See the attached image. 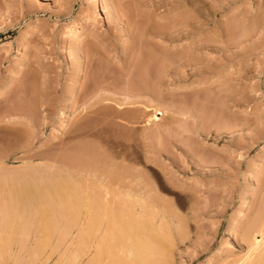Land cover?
<instances>
[{
  "label": "rangeland",
  "instance_id": "obj_1",
  "mask_svg": "<svg viewBox=\"0 0 264 264\" xmlns=\"http://www.w3.org/2000/svg\"><path fill=\"white\" fill-rule=\"evenodd\" d=\"M0 119V264H264V0H0Z\"/></svg>",
  "mask_w": 264,
  "mask_h": 264
},
{
  "label": "bare ground",
  "instance_id": "obj_2",
  "mask_svg": "<svg viewBox=\"0 0 264 264\" xmlns=\"http://www.w3.org/2000/svg\"><path fill=\"white\" fill-rule=\"evenodd\" d=\"M79 23H80L79 20H76V21L73 23L72 29H76V28L78 27V24H79ZM25 37L28 38L27 33H26ZM25 41H26V40H24V39L21 40V42H22L23 44L25 43ZM166 56H167V55H166ZM146 58H147V56H146ZM144 59H145V58H144ZM164 60H165V58H164ZM146 61H147V60H146ZM145 64L147 65V63H145ZM142 66H143V65H142ZM142 66H141V67H142ZM81 73H83V72H81V70H79V72L77 73L76 77H79V76L81 75ZM142 73H143V72H142ZM144 73H145V72H144ZM141 75H142V74H141ZM74 79H75V78H74ZM68 106H69V102L66 104L65 107H68ZM65 119H69V118L66 116V114H64L62 120L64 121ZM0 120H1V119H0ZM65 162H66V160H65ZM151 162H152V161H151ZM62 164H63V163H62ZM69 164H70V163H69ZM70 165H71V164H70ZM34 167H35V166H34ZM124 167H125V166H124ZM25 168H26V167H25ZM28 168H29V167H28ZM42 168H43V167H42ZM46 168H47V167H46ZM46 168H44V169H46ZM31 169H32V168H31ZM35 169H37V167H36ZM38 169H39V168H38ZM44 169H41V170H44ZM117 169H118V168H117ZM23 170H24V168H23ZM33 170H34V169H33ZM128 170H129V169H128ZM11 171H12V170H11ZM11 171H10V172H11ZM25 171H26V170H25ZM29 171H30V170H29ZM31 171H32V170H31ZM38 171H39V170H38ZM10 172H9V173H10ZM34 172H35V171H34ZM45 172H46V171H45ZM123 172H125V170H124ZM132 172H133V171H132ZM138 172H139V171H138ZM5 173H6V171H5ZM9 173H8V174H9ZM12 173H13V171H12ZM16 173H17V172H16ZM19 173H20V172H18V174H19ZM23 173H24V172H22V174H23ZM35 173H36V172H35ZM37 173H38V172H37ZM121 173H122V172H121ZM10 174H11V173H10ZM13 174H15V173H13ZM27 174H28V172H27ZM49 174H50V173H49ZM55 174L58 175L59 173H55ZM129 174H130V173H129ZM3 175H4V174H3ZM32 175H34V174H33V171H32ZM42 175H43V173H42ZM44 175H45V174H44ZM138 175H139V173H138ZM12 176H13V178L15 179V177H14L15 175H12ZM21 176H22V175H21ZM24 176H25V175H24ZM50 176H51V175H49V177H50ZM112 176H113V175H112ZM120 176H122V175H120ZM133 176H134V175H133ZM3 177H4V176H3ZM43 177H44V176H43ZM49 177H47V179H48ZM117 177H118V176H117ZM130 177H131V176H130ZM8 178H9V177H8ZM8 178H6V179H8ZM24 178H25V177H24ZM36 178H37V177H36ZM36 178L34 177V180H35ZM55 178H56V177H55ZM57 178H58V177H57ZM59 178H60V175H59ZM63 178H64V177H63ZM113 178H114V177H113ZM16 179H17V177H16ZM30 179H31V178H30ZM111 179H112V177H111ZM2 180H3V179H2ZM8 180H9V179H8ZM8 180H7V181H8ZM34 180H32V181L34 182ZM40 180H41V179H40ZM42 180H43V179H42ZM50 180H51V179H50ZM59 180H60V179H59ZM117 180H118V179H117ZM3 181H5V180H3ZM7 181H6V183H10V182H11L10 180H9L10 182H7ZM18 181H19V180H18ZM20 181H21V179H20ZM23 181H25V180H23ZM32 181H31V187H33V189H34V188H35V183H36V182L34 183V186H33ZM51 181H52V180H51ZM51 181H50V182H51ZM60 181H61V180H60ZM112 181H113V179H112ZM16 182H17V181H16ZM29 182H30V181H29ZM55 182H56V181H55ZM68 182H69V181L67 180L66 182L62 181L61 183L66 184V183H68ZM123 182H124V181H123ZM13 183H14V182H13ZM13 183H12V185L10 184L9 186L13 187ZM27 183H28V181H27ZM57 183H58V182H57ZM126 183H127V182H126ZM138 183H139V182H138ZM4 184H5V183H4ZM24 184H25V183H24ZM40 184H41V183H40ZM40 184H39L38 182L36 183V185H40ZM46 184H47V183H46ZM46 184H45V185H46ZM51 184H52V183H51ZM79 184H80V183H79ZM127 184H128V183H127ZM127 184H126V186L129 187V185H127ZM0 185L2 186L1 183H0ZM6 185H7V186H6ZM6 185L4 186V188H3V186H2V187L0 186V190H2V192H4V189H5L6 191L10 189V188L8 189V187H9L8 184H6ZM19 185L21 186V183H20ZM55 185H56L55 187L57 188V187H58L59 185H61V184H55ZM113 185H114V184H113ZM124 185H125V184H124ZM14 186H15L14 188H15V190H16L18 187L16 188V184H14ZM25 186L28 187V185H25ZM40 186H41V187H40ZM40 186H39V188H41L40 190L42 191L43 185L41 184ZM61 186H62V188H63V185H61ZM65 186H66V187H65ZM67 186H68L69 188H70V186H71V188H72V185L69 186V183H68V185H64V187H65V189H63L64 191L67 190ZM132 186H134V185L132 184ZM5 187H7V189H6ZM44 187H45V189H44V190H45V193H46V187H47L48 189L51 188V187H48L47 185L44 186ZM55 187H52V188L56 189ZM74 187H76V186H74ZM120 187H121V186H120ZM124 187H125V186H124ZM130 187H131V185H130ZM130 187L127 188L126 191H124V192H125L124 194H125L126 196H129V198L127 197L128 199H126V201H127V206L125 205L126 203L124 202L125 199H124V197H123V198H121V199L124 200L123 202H124L125 204H123V202H119L118 204H116V202H117V201H116L115 204H114V205H116V206H114V205H110V206H108V207H110L112 210H111L110 208H108L107 205H106V207L104 206V208L101 207L100 210H102V208H103L104 210H106V208H107V210L104 211V212H107V214L110 215V216H111V214H110V212H111V213H112V216L114 215L113 217H115V220H116L117 222L120 221L121 215H123V216H125V215L128 216V214H129L130 216H128V217L131 218V220L134 221V222H133V221H131V220L129 219V223L131 222L130 224L128 223L129 226H130V228H131V229H134V230H132L133 232H134V231H137L136 233H139L141 230L143 231V229H144L145 226H146V225H145V226L143 225V223L145 222V221H143V220H145V216H143V217H144V219L142 220L143 223H141L142 221H140V220H141L140 217H142V213L140 214V215H141V216H140V215L138 214V211H139V210H138L137 212H135V211L133 210V208H131V204H132V203L134 204V202H132V201H135V200H133V198H132L133 195L135 194V191H133L132 188H134L135 186L132 187V188H130ZM100 188H101V187H100ZM107 188H108V187H107ZM136 188H137V187H136ZM37 189H38V188H37ZM57 189H59V187H58ZM72 189H73V188H72ZM72 189H71V190H72ZM78 189H79V188L76 187V190H78ZM92 189H93V188H92ZM19 190H21V189H19ZM40 190H39V191H40ZM44 190H43V191H44ZM50 190H51V189H50ZM50 190H48L47 193L53 192V191H50ZM52 190H53V189H52ZM68 190H69V189H68ZM71 190H70V191H71ZM73 190H75V189H73ZM93 190H94V189H93ZM121 190L123 191V188H122V189L120 188V191H121ZM10 191H12V190L10 189ZM49 191H50V192H49ZM57 191H58V192H57ZM57 191H56V193H58V194L55 195V196H57V198H58V196H60V197H64V196H61V195H60L61 193L64 194V192H61V191H59V190H57ZM111 191H112V188H111ZM113 191H114V189H113ZM120 191H116V190H115V192H120ZM0 192H1V191H0ZM23 192H24V190H23ZM28 192H30V190H29ZM28 192H27V190H26L25 193H28ZM60 192H61V193H60ZM95 192H96V191H95ZM103 192H104V191H103ZM138 192H139V191H138ZM5 193H6V192H5ZM5 193H3V196L6 195L5 197H7V194H9L10 192H8V193H6V194H5ZM25 193H23V194H24V195H23L24 197L26 196ZM59 193H60V194H59ZM74 193H75V192H74ZM83 193H84V192H83ZM100 193H101V192H100ZM15 194H16V192H15ZM17 194H18V193H17ZM54 194H55V192H54ZM54 194H53V195H54ZM69 194H70V196L72 197L73 192H72V193L69 192ZM76 194L78 195L77 192H76ZM79 194H80V191H79ZM104 194H105V193H104ZM106 194H108V193H106ZM113 194H114V192H113ZM116 194H117V193H116ZM116 194H114V196H115ZM121 194H122V193H121ZM0 195H1V194H0ZM28 195L30 196V199H31V193L28 194ZM36 195H38V194H36ZM44 195H45V194H43V196L41 195L43 198H45L44 201L46 202V203L44 202L43 204L47 205L48 202H47L46 197H44ZM53 195H52V196H53ZM137 195H138V194H137ZM137 195H135V196H137ZM9 196H10V194H9ZM12 196H13V195H12ZM45 196H46V195H45ZM52 196H51V197H52ZM66 196H67V195H66ZM70 196H69V198H70ZM78 196H79V195H78ZM78 196H77V197H78ZM80 196H81V195H80ZM86 196H88V195H86ZM86 196H85V197H86ZM103 196H105V195H103ZM118 196L121 197L122 195H119V193H118ZM5 197H4V199H6ZM24 197H22V200H23ZM34 197H35V195H34ZM36 197H37V196H36ZM53 197H54V196H53ZM60 197H59V198H60ZM81 197H82V196H81ZM139 197H140V196H139ZM13 198H15V196H13L11 199H13ZM59 198H58V200H59ZM64 198H65V197H64ZM64 198H63V199H64ZM67 198H68V196H67ZM83 198H84V197H83ZM90 198H91V197H90ZM90 198H86V199H88V201H91V200L94 199V198H93V199L91 198V200H89ZM95 198H96V196H95ZM106 198L108 199V196H107ZM114 198H115V197H114ZM125 198H126V197H125ZM136 198H137V197H136ZM144 198H145V197H144ZM20 199H21V198H20ZM25 199H26V198H25ZM38 199H39V198H38ZM51 199H52V198H51ZM61 199H62V198H61ZM65 199H66V198H65ZM72 199H73V198H71V201L73 202L75 198H74L73 200H72ZM96 199H97V198H96ZM104 199H105V198H104ZM112 199H113V196H112V198L110 199V201H111ZM118 199H119V198H118ZM130 199H131V200H130ZM134 199H135V197H134ZM137 199H138V198H137ZM137 199H136V200H137ZM142 199H143V198H142ZM247 199H248V196H245V199L243 200V205L245 204V202H246ZM36 200H37V199H36ZM52 200H53V199H52ZM56 200H57V199H56ZM58 200H57V201H58ZM68 200H69V199H68ZM75 200H76V199H75ZM79 200H81V199L79 198ZM84 200H85V199H84ZM128 200H130V203H131V204H130V203L128 204V202H129ZM4 201H5V200H4ZM11 201H12V200H11ZM18 201H19V200H18ZM53 201H54V200H53ZM53 201H52V203H53ZM86 201H87V200H86ZM93 201H94V200H93ZM93 201H92V202H93ZM110 201L107 200L108 203H111V202H112V201H111V202H110ZM120 201H121V200H120ZM14 202L16 203L17 201L14 199V200L12 201V203H13L12 205H14ZM25 202H26V201H25ZM28 202H30V201H28ZM28 202H27V204L29 205ZM63 202H64V201H63ZM78 202H79V201H78ZM80 202H81L80 204L84 205L82 201H80ZM97 202H98V205H100V199H99V201H97ZM97 202H96V203H97ZM137 202H138V201H137ZM9 203H10V202H9ZM30 203H31V202H30ZM69 203H70V201H69ZM74 203H75V202H74ZM84 203H86V202H84ZM90 203H91V202L88 203V204H89V207H88L87 211H90V210L92 209L93 205L95 204V203L93 202L94 204L92 205V203H91V205H90ZM113 203H114V201H113ZM113 203H111V204H113ZM121 203H122V204H121ZM138 203H139V202H138ZM0 204H1V203H0ZM17 204H18V202L16 203V207H12V208H17ZM27 204H26V205H27ZM36 204H37V205H36ZM36 204H34V205L38 206V203H36ZM41 204H42V203H41ZM60 204H61V206L64 205V203H60ZM72 204H73V203H72ZM72 204H71V205H72ZM102 204H105V203L103 202ZM120 204H121V205H124V208H123V206H121L122 209H121V207L119 208ZM21 205H22V204H21ZM30 205H32V204H30ZM54 205H55V204H54ZM65 205H66V204H65ZM74 205H76V204H74ZM82 205H81V207H82ZM98 205H96V206H98ZM118 205H119V206H118ZM135 205H136V204H134V206H135ZM6 206H7V208H8V205H6ZM6 206H5V208H6ZM22 206H23V205H22ZM24 206H25V205H24ZM24 206H23V207H24ZM47 206H48V205H47ZM85 206L87 207V205H85ZM96 206L93 207V209H95L94 211H96L95 214L93 213V209L90 211V212L93 213L91 216H92V220H93V221L95 220L94 222H98V221H96V219H97L96 216H98V214H99V215H100V214L102 215V211H101V213H100V212H99V211H100L99 208H97ZM101 206H102V205H101ZM117 206H118V207H117ZM132 206H133V205H132ZM134 206H133V207H134ZM32 207H33V206H32ZM38 207H39V206H38ZM43 207H44V205H43ZM76 207H77V206H76ZM113 207H114V208H113ZM115 207H117V208H115ZM125 207H127V208H125ZM7 208H6V209H7ZM33 208H34V207H33ZM40 208H42V207H40ZM55 208H56V206H55ZM58 208H60V210H61V207H58ZM62 208H63V207H62ZM65 208H66V206H65ZM118 208H119V211H118ZM1 209H2V208H1ZM22 209H23V208H22ZM22 209H20V210H22ZM42 209H43V208H42ZM69 209H70V207H69ZM81 209H82V208H81ZM89 209H90V210H89ZM109 209H110L111 211H110ZM115 209H116V210H115ZM130 209H131V210H130ZM134 209H135V208H134ZM12 210H13V209H12ZM17 210H18V209H17ZM26 210H27V208H26ZM26 210H24V213H25V212H28V211H29V208H28L27 211H26ZM37 210H38V208H37ZM37 210H36V211H37ZM43 210H44V209H43ZM52 210H53V209H52ZM64 210H65V209H64ZM143 210H144V209H143ZM1 211H2V210H1ZM7 211H8V210H7ZM32 211H33V210H32ZM39 211H41V210H39ZM57 211H59V210H57ZM71 211H72V210H71ZM73 211H74V210H73ZM78 211H79V210H78ZM109 211H110V212H109ZM114 211H117L116 214H114ZM130 211H133V212L137 213V215H139V217L137 218V216H135V213L132 212V213L134 214V215H133V214H131ZM148 211H149V210H148ZM150 211H152V210H150ZM41 212H42V211H41ZM41 212H40V214H41ZM60 212H61V211H60ZM98 212H99V213H98ZM118 212H119L120 214H119ZM139 212H140V211H139ZM144 212H147V211H144ZM12 213H13V212H12ZM20 213H21V212H20ZM29 213H30V211H29ZM42 213H44V212H42ZM63 213H64V212H63ZM74 213H75V212H74ZM74 213H73V214H74ZM117 213H118L119 215H118ZM9 214H10V213H9ZM13 214H14V213H13ZM46 214H47V213H46ZM71 214H72V213H71ZM105 214H106V213H105ZM107 214H106V215H107ZM143 214H145V213H143ZM7 215H8V214H7ZM24 215H25V214H24ZM24 215H23V216H24ZM29 215H30V214H29ZM31 215H32V214H31ZM43 215H44V214H43ZM83 215H84V214H83ZM86 215H87V214H86ZM103 215H104V214H103ZM108 215L106 216V218H110V216L108 217ZM8 216H9V215H8ZM69 216H71V215L69 214ZM87 216H88L87 219H86L87 221H86V220H85V221L89 223V219H90V221H91V217H89V215H87ZM116 216H117V217L119 216V218H116ZM131 216H132V217H131ZM99 217L101 218L102 216H99ZM128 217H126V218L128 219ZM134 217H135V218H134ZM70 218H72V221H73V217L71 216ZM75 218H76V217H75ZM78 218H79V216H78ZM93 218H95V219H93ZM100 218H98V220H99ZM111 218H112V217H111ZM123 218H124V217H123ZM13 219H14V218H13ZM13 219H12V220H13ZM83 219H85V218H83ZM101 219H102V218H101ZM101 219H100L99 221H101ZM127 219H124L123 222L125 223V221H127ZM17 220L19 221L20 219H17ZM70 220H71V219H70ZM77 220H78V219H77ZM77 220H76V221H77ZM108 220H109V219H108ZM115 220H111V221H115ZM135 220H136V221L139 220V221H137L138 223H136ZM18 221H17V223H18ZM76 221H75V222H76ZM93 221H91L90 224H88V223L83 224V223H82L84 226L80 224L81 222H80L79 224H80V226H83V227H85V228H87V226L90 225L91 227H90V226H89V227H90L91 229H90L89 227H88V228H89V230H92L93 227L97 226V225H96L97 223L94 224ZM102 221H103V220H102ZM106 221H107V220H106ZM109 221H110V220H109ZM109 221H108V222H109ZM24 222H26V221H24ZM78 222H79V221H78ZM123 222H121V223L123 224ZM127 222H128V221H127ZM139 222H140L141 225H143L144 228L140 225V227L143 228V229H140V227H139V225H138ZM22 223H23V222H22ZM73 223H74V222H73ZM105 223H106V222H105ZM114 223H115V222H114ZM135 223H136V224H135ZM30 224H31V223H30ZM75 224H76V223H75ZM91 224H94L95 226H94V225H91ZM98 224H99V222H98ZM125 224H126V223H125ZM128 224H126V225L128 226ZM131 224L133 225L134 228L132 227ZM85 225H86V226H85ZM137 225H138V227H137ZM149 225H150V224H149ZM108 226H109V225H108ZM111 226H112V225H111ZM124 226H125V225H124ZM127 226H125L126 228H125V230H124L123 233H122V231H123V226H122V231H120V233H121V237H122V239H124V241H125V239H126V235H127L125 232H128L127 230H129L130 233H133V232L131 231V229L129 228V226H128V227H127ZM147 226H148V225H147ZM45 227H46V226H45ZM100 227H101V226H100ZM114 227H115V226H114ZM148 227H149V226H148ZM105 228H106V227H105ZM109 228H110V226H109ZM112 228H113V226H112ZM112 228H111V231H112ZM127 228H128V229H127ZM95 229H96V230L99 229V225H98V227H96ZM126 229H127V230H126ZM135 229H136V230H135ZM145 229H147V227H146ZM145 229H144L143 233H141L142 231L140 232V234H141L140 237H142V234L145 235V232L147 233V232L149 231V228L147 229L148 231H146ZM93 230H94V229H93ZM96 230H95V231H96ZM100 230H101V229H100ZM113 230H114V229H113ZM116 230L118 231L119 229H116ZM120 230H121V228H120ZM138 230H139V231H138ZM86 231H87V229H86ZM104 231H105V233H108V232H109V229H106V230H104ZM106 231H107V232H106ZM45 232H46V231H45ZM90 232H91V231H90ZM92 232H93V231H92ZM100 232H101V231H100ZM63 233L66 234L65 232H63ZM109 233H110V232H109ZM136 233L134 234V236H133V234H132V236L134 237V238H133L134 240L129 241L130 243L133 242L132 244H133L134 248L137 247L136 245H138V247H141V246L144 244L143 242H142V243H143V244H142L140 240H136V239H137V236L139 237V234L136 235ZM60 234H61V232H60ZM95 234H96V233H95ZM95 234H94V237H95ZM112 234H113V233H112ZM128 234H129V233H128ZM135 235H136V236H135ZM146 235H147L148 237H150V235H148V234H146ZM260 235H261V234H260ZM260 235H259V233L256 235V237H255V239H254L255 244L259 242L260 237H261ZM101 236H102V235H101ZM105 236H108V235L106 234ZM117 236H118V234H117ZM129 236H131V235H129ZM132 236H131V239H132ZM151 236H152V235H151ZM62 237H63V236H62ZM112 237H114V236L112 235ZM119 237H120V234H119ZM145 237H146V236H145ZM148 237H147V240H148ZM64 238H65V235H64ZM103 238H105V237H103ZM103 238H102V239H103ZM106 238H107V237H106ZM117 238H118V237H117ZM117 238L115 237V239H114V241H115L114 244H119V242H116V241H117V240H116ZM127 238H128V237H127ZM135 238H136V239H135ZM142 238H144V237H142ZM98 239H99V238H98ZM109 239H110V238H109ZM109 239H108V240H109ZM122 239H121V241H122ZM129 239H130V238H129ZM150 239H151V238H150ZM155 239H156V238H155ZM144 240H145V238H144ZM151 240H152V239H151ZM156 240H157V239H156ZM156 240H155V241H156ZM60 241H61V240H60ZM126 241H127V240H126ZM107 242H108V241H107ZM136 242H137V243H136ZM145 242H147V241H145ZM111 243H112V242H111ZM127 243H128V242H127ZM130 243H128V244H130ZM151 243H153V242H151ZM111 245H112V244H111ZM130 245H131V244H130ZM140 245H141V246H140ZM145 245H146V244H145ZM113 246H114V245H113ZM99 247H100V246H99ZM116 247H117V246H116ZM96 248H97V247H96ZM137 249H138V248H137ZM140 251H141V250H140ZM97 254H98V253H97ZM133 254H134V253H133ZM143 254H144V253H143ZM136 255H137V253H136ZM140 255H142L141 252H140V254H138L136 257H134V260H135V259L139 260L140 258H141L142 260H144L143 256L141 257ZM259 255H260V254H259ZM259 255H258V256H259ZM134 256H135V254H134ZM139 256H140V258H139ZM260 256H262V254H261ZM260 256H259V258H260ZM262 257H264V256H262ZM130 258H132V257H130ZM138 258H139V259H138ZM256 258L258 259V257H256ZM142 260H139V261H142ZM251 260H252L251 263H248V264H258L257 261H255V263H254L253 259H251ZM262 260L264 261V258H263ZM125 261H127V260H125ZM260 261H261V259H260ZM263 261H261L260 263H262ZM143 262H144V261H143ZM248 262H250V261H248ZM134 263H135V262H134Z\"/></svg>",
  "mask_w": 264,
  "mask_h": 264
}]
</instances>
